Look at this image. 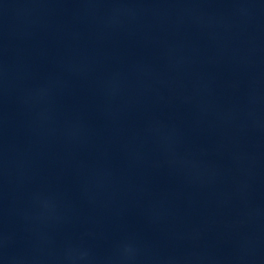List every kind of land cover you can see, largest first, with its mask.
Here are the masks:
<instances>
[{
    "label": "water",
    "instance_id": "obj_1",
    "mask_svg": "<svg viewBox=\"0 0 264 264\" xmlns=\"http://www.w3.org/2000/svg\"><path fill=\"white\" fill-rule=\"evenodd\" d=\"M96 264H264V0H32Z\"/></svg>",
    "mask_w": 264,
    "mask_h": 264
}]
</instances>
